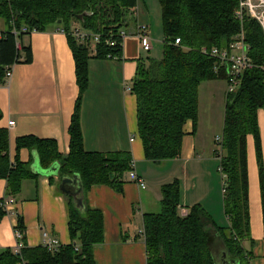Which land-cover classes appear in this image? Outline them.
<instances>
[{
  "label": "trees",
  "instance_id": "trees-1",
  "mask_svg": "<svg viewBox=\"0 0 264 264\" xmlns=\"http://www.w3.org/2000/svg\"><path fill=\"white\" fill-rule=\"evenodd\" d=\"M159 1L164 28L163 55L160 60H150L148 65L139 62L131 88L137 97L138 135L146 159L160 163L180 158L185 124L191 120L197 125L200 85L227 79L225 67L220 66L216 72L219 63L205 54L204 48L228 46L243 30L254 67L243 74L238 89L227 94L223 135L216 142L215 155L224 180V208L229 227H217L200 205L192 206L187 215H180V183L165 184L161 188V211L146 213L143 217L147 264H216L211 249L212 230L219 233L229 257L239 260L240 264H249L252 254L244 246L245 241L253 243L249 135L255 139L264 210L263 153L258 124V111L264 109V30L251 17L239 21L236 16L239 0ZM137 4L138 0H0V18L7 26V31L0 33V86L6 83L8 66L33 60L32 48L24 45V37L33 30L46 31L50 26H58L68 37L80 91L66 156L59 152L56 140L25 136L17 139V155L13 161L8 130L0 127V178L7 180L9 194L18 195L26 178L39 176L19 159L18 152L29 148L38 152L44 168L59 164L62 178L78 174L77 187L81 184L84 191V198L76 197L78 189L67 188L71 193H63L68 201L72 243L55 251H49L44 245L27 247L20 219L17 235L24 247L20 253L15 248L0 251V264H97L94 248L105 241L104 216L102 211L90 207L86 195L94 185H108L123 192L132 170V156L128 151L96 152L85 148L80 109L89 85L88 64L92 51L89 42H79L71 31L78 24L82 30L101 36L95 57H120L122 50L110 46L108 40L120 39L118 33ZM79 15L84 16L79 19ZM177 38L181 39L180 44H175ZM54 178L51 176L50 180L53 182ZM81 198L83 205L79 206ZM3 215L0 206V221Z\"/></svg>",
  "mask_w": 264,
  "mask_h": 264
},
{
  "label": "crops",
  "instance_id": "crops-1",
  "mask_svg": "<svg viewBox=\"0 0 264 264\" xmlns=\"http://www.w3.org/2000/svg\"><path fill=\"white\" fill-rule=\"evenodd\" d=\"M139 24L149 28L153 43L149 52L142 49L136 36ZM76 27L80 26L75 24L72 29ZM122 30L130 34L120 57L97 58L95 48L91 47L89 85L82 98L80 122L85 148L96 152H130L146 188H140L128 174L123 192L108 185H94L87 193L90 207L102 211L104 216L105 241L94 248L97 264H147L145 236L140 234L143 217L146 213L161 211V188L174 181L180 183V215H187L192 206L200 205L217 227L230 225L224 208L223 175L215 155V141L222 128L211 132L209 126L201 127L189 120L184 127L181 157L160 163L146 159L138 135L137 97L131 88L139 62L148 65L145 56H152L155 45L163 39L160 1L138 0ZM24 45L32 48V62L15 64L10 81L0 86V127L9 133L10 158L14 161L17 139L25 136L56 140L59 152L66 156L70 146L69 129L80 93L68 37L58 26H50L46 31L26 35ZM216 80L206 82L218 83L223 79ZM213 86L215 100L221 98V90ZM224 93L227 96L228 89L224 88ZM9 121L15 125L9 126ZM258 124L264 170V109L258 111ZM18 156L32 172L38 173L37 168L42 165L35 149L22 148ZM248 172L253 243L245 241L244 246L252 254L249 264H264V210L253 135L248 136ZM37 175L23 181L18 195L9 194L7 180L0 178V206L2 200H15L5 208L1 206L4 215L0 221V251L16 247L20 219L27 247L43 245L44 232L58 238L61 245L72 243L68 201L61 190L63 178L55 176L52 182L48 176ZM77 186L78 183L65 185L73 190ZM211 237L213 256L222 264L225 253L228 255L226 245L217 231L212 230Z\"/></svg>",
  "mask_w": 264,
  "mask_h": 264
},
{
  "label": "built area",
  "instance_id": "built-area-1",
  "mask_svg": "<svg viewBox=\"0 0 264 264\" xmlns=\"http://www.w3.org/2000/svg\"><path fill=\"white\" fill-rule=\"evenodd\" d=\"M236 16L240 22L244 21L245 17H251L257 20L263 30H264V0H239V7L236 11ZM23 31H27L26 28ZM32 32H36L33 30ZM64 32V31H63ZM72 35L80 41L91 42V47L97 49V44L100 41L101 36L88 33L83 31L80 27H76L72 29ZM65 33V32H64ZM16 34V32H15ZM130 33L124 30H120L118 35L120 39H109L108 44L112 47H118L123 51L124 41L129 36ZM136 36L139 38L141 47L144 51H151L153 48L152 38L149 34V28L146 24H139L136 30ZM181 39L177 38L175 44H180ZM18 47L21 49V44L18 43ZM121 51V52H122ZM248 46L244 40V32L240 33V36L232 41L228 46L225 47H212V48H204L203 52L215 59L219 63V67H217L216 72L219 71L220 66L225 67L227 72V80H228V93L235 92L241 84V80L243 74L254 67L252 59L248 54ZM112 56H108L110 58ZM118 58V57H114ZM13 66H8L6 70V83L7 84L13 74ZM14 121H9V126H14ZM221 137L217 138V141H220ZM219 159V158H218ZM132 170L129 172V179L138 184V186L142 189L146 188V183L142 177L135 170V162L132 160ZM220 169V168H219ZM14 199H10L9 201L2 200L1 206L4 208L7 207L9 203H14ZM140 234L145 236L144 227L140 230ZM43 245L49 251H55L59 249L62 245L60 241L55 236H51L48 232L43 233ZM24 247V243L22 241L18 242L15 247V252L20 253L21 249Z\"/></svg>",
  "mask_w": 264,
  "mask_h": 264
},
{
  "label": "rangeland",
  "instance_id": "rangeland-1",
  "mask_svg": "<svg viewBox=\"0 0 264 264\" xmlns=\"http://www.w3.org/2000/svg\"><path fill=\"white\" fill-rule=\"evenodd\" d=\"M5 28V29H4ZM7 29V26L3 19L0 18V33L4 32V30ZM163 49H164V36L162 41L157 43L154 47V50L152 51V56H145V59L150 62V60H160L163 55ZM218 81V80H215ZM221 82H205L202 83L199 87V114H198V121L197 123L203 126H209L211 132L214 130H219L222 128V131L219 133L220 137L223 135V127L222 124L224 123V111H225V101L226 96L224 93V88L228 89V80L223 79L219 80ZM215 83V84H214ZM215 88L218 86V89L222 92V97L215 100V90L213 92V89L211 87ZM217 131L216 133H218ZM214 133V134H216ZM216 136V135H215ZM214 143V140H213ZM216 143V141H215ZM214 143V145H215ZM216 264L218 261L216 258L214 259ZM219 264V263H218Z\"/></svg>",
  "mask_w": 264,
  "mask_h": 264
},
{
  "label": "water",
  "instance_id": "water-1",
  "mask_svg": "<svg viewBox=\"0 0 264 264\" xmlns=\"http://www.w3.org/2000/svg\"><path fill=\"white\" fill-rule=\"evenodd\" d=\"M84 15H79L78 18L79 19H82ZM59 23H61V21H59ZM43 166H38L37 168V174H42V175H45V176H48V177H51V176H58L59 175V170H60V165L59 164H55L53 166H51L50 168L46 169V168H42ZM79 180V175L78 174H74L72 177H63L61 183H62V186H61V190L63 193L65 194H70L71 192L67 190V187H65V185H67L68 183H76L77 181ZM84 191H83V187L82 185L80 184V187L78 189V191L76 192V197L78 195H82V198H84ZM80 199L78 200V205L79 206H82L83 205V199ZM225 256L226 258H224L222 264H240V261L237 260V259H233V258H230L228 257V255H226L225 253Z\"/></svg>",
  "mask_w": 264,
  "mask_h": 264
},
{
  "label": "bare ground",
  "instance_id": "bare-ground-1",
  "mask_svg": "<svg viewBox=\"0 0 264 264\" xmlns=\"http://www.w3.org/2000/svg\"><path fill=\"white\" fill-rule=\"evenodd\" d=\"M15 250V249H14Z\"/></svg>",
  "mask_w": 264,
  "mask_h": 264
}]
</instances>
